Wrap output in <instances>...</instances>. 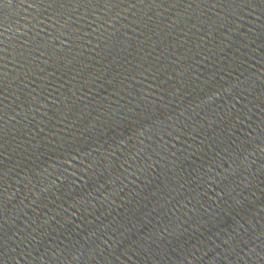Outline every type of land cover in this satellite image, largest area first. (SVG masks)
<instances>
[{
    "label": "water",
    "instance_id": "1",
    "mask_svg": "<svg viewBox=\"0 0 264 264\" xmlns=\"http://www.w3.org/2000/svg\"><path fill=\"white\" fill-rule=\"evenodd\" d=\"M0 264H264V0H0Z\"/></svg>",
    "mask_w": 264,
    "mask_h": 264
}]
</instances>
